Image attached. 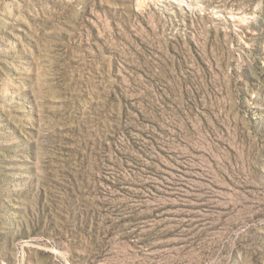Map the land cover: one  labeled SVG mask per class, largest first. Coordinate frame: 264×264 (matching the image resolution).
Segmentation results:
<instances>
[{"label": "rangeland", "instance_id": "rangeland-1", "mask_svg": "<svg viewBox=\"0 0 264 264\" xmlns=\"http://www.w3.org/2000/svg\"><path fill=\"white\" fill-rule=\"evenodd\" d=\"M0 264H264V0H0Z\"/></svg>", "mask_w": 264, "mask_h": 264}]
</instances>
